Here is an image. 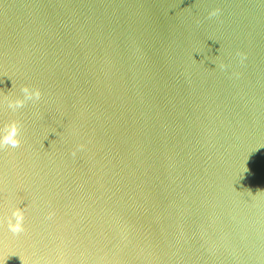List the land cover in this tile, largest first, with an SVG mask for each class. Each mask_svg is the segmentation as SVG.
<instances>
[{
    "label": "water",
    "instance_id": "water-1",
    "mask_svg": "<svg viewBox=\"0 0 264 264\" xmlns=\"http://www.w3.org/2000/svg\"><path fill=\"white\" fill-rule=\"evenodd\" d=\"M24 85L0 264H264V0H0Z\"/></svg>",
    "mask_w": 264,
    "mask_h": 264
},
{
    "label": "clouds",
    "instance_id": "clouds-1",
    "mask_svg": "<svg viewBox=\"0 0 264 264\" xmlns=\"http://www.w3.org/2000/svg\"><path fill=\"white\" fill-rule=\"evenodd\" d=\"M219 10H213L209 13L210 16L218 15ZM223 67V66H222ZM20 95L14 97H4L0 95V107L7 101V108L12 112L22 109L26 103L40 100L41 92L39 89L30 88L27 85L20 87ZM19 128L16 122H11L0 128V148L8 146L16 148L20 145ZM7 229L13 235L17 236L24 231V212L17 206L10 207L8 214L5 217Z\"/></svg>",
    "mask_w": 264,
    "mask_h": 264
}]
</instances>
